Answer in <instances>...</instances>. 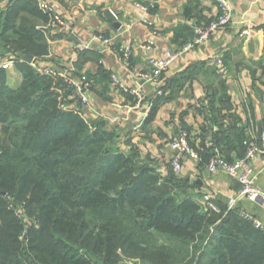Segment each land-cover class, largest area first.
<instances>
[{"label":"trees","instance_id":"obj_1","mask_svg":"<svg viewBox=\"0 0 264 264\" xmlns=\"http://www.w3.org/2000/svg\"><path fill=\"white\" fill-rule=\"evenodd\" d=\"M48 21L38 0H11L0 53L48 56ZM17 69L14 89L0 68L1 264H264V234L237 209L205 212L196 185L120 153L116 133L71 107L61 81L25 61Z\"/></svg>","mask_w":264,"mask_h":264},{"label":"crops","instance_id":"obj_2","mask_svg":"<svg viewBox=\"0 0 264 264\" xmlns=\"http://www.w3.org/2000/svg\"><path fill=\"white\" fill-rule=\"evenodd\" d=\"M38 2L49 4L64 21L57 26L48 15L49 21L41 25L52 39L50 53L38 61L40 66L68 69L73 77L86 74L94 83L89 106L75 100L71 107L80 109L90 122H105L116 133L114 145L120 153H136L144 161L150 157L162 176L172 172L171 140L186 132L201 155L199 160L185 158L179 177L197 186L193 195L201 206L204 195L210 194L218 208L228 207L239 192V183L223 172L210 174L206 162L214 152L236 159L242 155L241 141L264 139V0H229L233 23L186 51L195 30L209 26L219 15L215 0ZM150 2H157V8L147 15L136 6ZM108 11L117 19L109 18ZM247 28L251 37L240 38ZM125 44L132 46L128 60L119 53ZM81 46L88 48L80 51ZM168 51L181 54L159 81L143 78L151 71L150 58ZM4 58L17 59L7 72L9 86L18 88L23 77L17 65L24 60ZM219 60L224 69L218 67ZM113 75L123 86L142 90L139 105L112 82ZM153 107L156 115L151 120ZM252 166L254 184L263 195L256 202L239 200L236 209L251 212L264 223V157L254 159Z\"/></svg>","mask_w":264,"mask_h":264},{"label":"built area","instance_id":"obj_3","mask_svg":"<svg viewBox=\"0 0 264 264\" xmlns=\"http://www.w3.org/2000/svg\"><path fill=\"white\" fill-rule=\"evenodd\" d=\"M11 0H4L0 3V15L5 12L7 3ZM219 8V15L217 18L207 27H199L195 30V37L191 43L185 47L186 50L193 49L200 46L206 39L209 38L211 33L219 28H224L233 23V9L229 0H215ZM41 10L47 15L53 18V22L57 26H63V19L54 13V9L45 2H39ZM145 14L156 9V4L151 3L149 5L137 4ZM240 38L249 39L251 37V30L249 28L244 29L239 34ZM96 40H101L100 37H95ZM104 43L110 42V40H102ZM88 46H81L80 51L87 49ZM147 49L152 50V44L147 46ZM119 53L126 60L130 59L132 55V46L130 44L121 45ZM181 53H174L171 51L166 52L162 56H153L149 60L151 71L149 74L143 75L147 81L158 82L161 76L167 72L171 64ZM17 59L13 58L5 60L3 56H0V68L7 70L11 66H15ZM217 65L220 69H224V63L218 61ZM31 66L41 74H48L52 78L61 81L65 86V92H72V96L75 100L81 103L82 106L88 107L90 104V93L94 87V83L86 74H82L79 77H73L72 71L68 69H54L43 68L36 61L31 63ZM112 82L123 88L124 92L130 95L135 100V106L143 100V92L140 88L130 89L121 84V80L116 76H112ZM246 152L242 158H238L232 162L227 161L219 154L212 155L207 164L206 170L210 174H216L219 172L225 173L229 178L235 180L240 184V189L235 198H231L228 202V209H236L237 202L242 199H246L251 202H256L263 192L260 188L254 184L255 174L252 166V162L257 157H264V139L258 140L257 138H249L244 141ZM169 149L173 152V158L171 160V168L175 174L180 175L183 171V162L185 158L192 160H199L200 155L191 146L189 142V136L186 132L180 133L173 138L169 144ZM203 208L205 212L219 213V208L213 202V196L210 194L204 195ZM239 216L249 224H251L256 230L264 234V223L258 219L251 212H239ZM123 264H142L139 260L125 259Z\"/></svg>","mask_w":264,"mask_h":264},{"label":"water","instance_id":"obj_4","mask_svg":"<svg viewBox=\"0 0 264 264\" xmlns=\"http://www.w3.org/2000/svg\"><path fill=\"white\" fill-rule=\"evenodd\" d=\"M107 14H108L109 18H111L112 20H116L117 19L115 14H113L111 11H108ZM120 28H121V26L119 27V29ZM23 60L31 65V63L34 61V57L31 56V55H27V56H25L23 58ZM239 186H240V184H239ZM0 264H1V262H0Z\"/></svg>","mask_w":264,"mask_h":264},{"label":"rangeland","instance_id":"obj_5","mask_svg":"<svg viewBox=\"0 0 264 264\" xmlns=\"http://www.w3.org/2000/svg\"><path fill=\"white\" fill-rule=\"evenodd\" d=\"M151 3H155L156 4V8H157V2H150L149 4H151ZM140 4V3H139ZM149 4H143V5H149ZM137 5V4H136ZM154 11V10H153ZM153 11H151V12H149V13H152ZM147 15V14H146ZM251 35H252V31H251ZM198 47V46H197ZM1 51H2V53H0V56H3V57H12V56H14L13 54H11V55H9L6 51H7V49H3V47L1 48ZM23 58V57H22ZM19 60V59H18ZM20 60H21V58H20ZM152 82V81H151ZM249 138H252V137H249ZM249 138H247V139H249ZM199 154V153H198Z\"/></svg>","mask_w":264,"mask_h":264}]
</instances>
